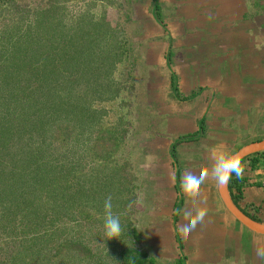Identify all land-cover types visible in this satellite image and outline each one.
<instances>
[{
	"label": "crops",
	"instance_id": "0c3cea01",
	"mask_svg": "<svg viewBox=\"0 0 264 264\" xmlns=\"http://www.w3.org/2000/svg\"><path fill=\"white\" fill-rule=\"evenodd\" d=\"M119 2L142 84L134 117L140 166L134 175L141 191L152 193L140 207L150 200L156 255L183 264H262L256 249L264 247V236L227 210L210 174V157L264 140V0ZM252 156L241 160V191L236 186L228 193L238 210L264 225V155L256 166ZM201 166L209 176L195 199L207 215L185 236L180 226L189 204L180 177L199 173Z\"/></svg>",
	"mask_w": 264,
	"mask_h": 264
},
{
	"label": "rangeland",
	"instance_id": "374dc122",
	"mask_svg": "<svg viewBox=\"0 0 264 264\" xmlns=\"http://www.w3.org/2000/svg\"><path fill=\"white\" fill-rule=\"evenodd\" d=\"M118 2L119 0H0V70L1 66L11 60L14 50L15 53L20 50L15 56L22 58L25 63L34 61L36 64L33 67H36L42 64L36 52V44L56 46L60 43L64 47L82 44L84 41H80L84 39L86 30H89L84 24L89 20L104 19L124 31V38L127 40L128 54L124 57L113 58V53L108 58L105 57L104 53L113 52L119 38H112L109 45L104 43L106 37L102 53L96 47V51L85 55L88 66L76 71L72 68L79 69V64H71V71L66 73L72 80L70 84L74 95H80V74L84 73V84L87 83L88 75L92 79L96 76L95 84L85 98L84 107L75 110L72 108L69 116V113L66 115L64 112L66 108L62 107L60 101L59 111L53 113V120L56 119L57 123L50 127L52 115L48 106L43 105L48 111L39 117L44 121L41 126L44 131L39 139L51 144L49 130H52L56 134V140L55 145L51 146L53 150L44 154L51 169L49 184L47 181L39 187L42 209L40 224L45 227L40 231L38 239V244L43 249L39 256L53 252L49 255L52 256L50 260H45L44 257L39 259L41 264H126L125 256L130 251L132 256L141 252L154 258L159 264L174 262L169 257L156 255L160 250L152 246V241L150 243L149 233L153 229V225L150 226L153 218L149 216L147 204L150 200L142 203L144 207H140L142 200H147L152 195L149 188L141 191L134 175L140 166V139H134L139 134V129L134 128L136 123L138 125L134 117L138 115V104L143 97L142 84L138 78L139 69L134 63L133 34L123 25L120 11L123 3ZM75 31L76 36L70 38ZM56 57L61 74L59 96L64 99L62 75L65 66H61V51H56ZM36 72L35 68L24 71L29 76ZM142 112V115L148 114L147 111ZM65 128L70 131L67 137ZM151 130L155 131L156 128ZM25 139L30 138L26 136ZM50 151H53V156ZM109 195L112 197V212L120 218L122 232L119 240L107 241L104 236V202ZM51 219L53 222H50ZM132 228L138 231L137 237L131 234ZM6 245L3 243V247ZM48 249L53 251L49 252ZM26 264H32L30 257Z\"/></svg>",
	"mask_w": 264,
	"mask_h": 264
},
{
	"label": "trees",
	"instance_id": "16d2710c",
	"mask_svg": "<svg viewBox=\"0 0 264 264\" xmlns=\"http://www.w3.org/2000/svg\"><path fill=\"white\" fill-rule=\"evenodd\" d=\"M84 26L89 29L86 30L84 39L80 41L84 42L77 44L75 47H68V45L64 47L60 43L56 46L54 44H36V52L40 60H42L41 66L33 67L36 64L34 61L25 63L22 58L19 59L18 56H15L17 53H20V50L17 53L14 50L11 60L1 66L0 264H26L28 257H30L32 264H41L39 259L44 257L45 260L46 258L50 260L52 257L49 255L53 253V249H48L52 253L39 256L43 249L39 246L38 239L40 231L45 228L40 224L42 209L39 201L41 200L39 198V187L47 181L49 184V177L51 178V173L49 172L51 169L48 163H46L44 154L48 153L49 150H53L51 146L52 144L55 145L56 134L54 135V132L49 130L51 144L43 139H39L44 131L41 127L44 121L39 119L40 114L48 111L49 108L52 115L50 127H52V125L57 123L56 119L53 120V113L56 114L59 111L58 106L60 101L62 107L66 108L64 112L66 115L69 113V116H71L70 110L72 108L75 110L78 107H84L85 98L88 96L90 88L95 84L94 80L96 81V76H93L92 79V76L88 75L87 83L84 84L82 82L84 73L80 74L79 80L82 85L80 87V95H74L72 94L73 86L70 84L72 80L67 76L66 72L69 73L71 71V64L75 65L74 62L79 64V69L72 68L76 71H80L85 66H88V61H85V55L88 52L91 51L92 53V51H96L95 48L97 47V51L102 53V46L105 42L109 44L110 41L112 42V38L119 37L116 42L117 45L113 48V52L104 53L106 54L105 57L108 58L112 53L113 58L124 57L128 54L124 31L105 22L104 19L101 21L89 20ZM82 29L80 28V30ZM76 34L77 31L70 38H73ZM82 34L84 35L83 32ZM106 37L107 41H104ZM56 51H61V66H65L63 68L64 74L62 75L64 79L62 84L65 87L63 93L64 99H62V96L61 98L59 96V75L61 74H59L58 70ZM37 60L39 59L37 58ZM34 68L37 70L35 75L29 76L24 73V71L33 70ZM69 101L71 102L69 103ZM41 105L48 106L47 110L44 109L45 106L40 107ZM66 128L67 137L70 135V131L68 132ZM26 136H29L30 139H25ZM50 153L53 156V151H50ZM263 155L264 152L254 154L251 157L252 165L256 166L259 164V157ZM240 180L242 179H238V181ZM243 185V180L240 184L235 183L233 174L228 188L231 192L237 186L240 192ZM238 197L240 195H232L233 200H236ZM131 234L134 237L138 236L136 228L131 229ZM3 243L7 244L6 247H3ZM129 253L125 256L126 264H159L154 258H149L141 252L136 253L134 256L131 255V251ZM169 264H183V261H175Z\"/></svg>",
	"mask_w": 264,
	"mask_h": 264
},
{
	"label": "clouds",
	"instance_id": "9594fccd",
	"mask_svg": "<svg viewBox=\"0 0 264 264\" xmlns=\"http://www.w3.org/2000/svg\"><path fill=\"white\" fill-rule=\"evenodd\" d=\"M211 177L220 186L226 185L232 178L233 174L239 179L243 177L244 168L241 158L238 154L212 153L210 157ZM209 176V169L201 166L199 173L186 171L180 177V191L189 206L184 209L183 218L186 223L180 226V231L187 236L194 231L198 224H202L207 215V209L198 206L196 197L199 193L200 186ZM104 223L103 231L107 241L118 239L122 232L120 218L112 212V197L107 196L104 202ZM256 256L264 264V247L256 249Z\"/></svg>",
	"mask_w": 264,
	"mask_h": 264
},
{
	"label": "water",
	"instance_id": "95a60500",
	"mask_svg": "<svg viewBox=\"0 0 264 264\" xmlns=\"http://www.w3.org/2000/svg\"><path fill=\"white\" fill-rule=\"evenodd\" d=\"M259 152H264V140L251 143L235 154H238L241 160H243L244 158ZM219 193L227 210L235 217L237 221H239L250 231L264 236V225L248 218L234 205L228 193V183L224 186L219 185Z\"/></svg>",
	"mask_w": 264,
	"mask_h": 264
},
{
	"label": "built area",
	"instance_id": "2783aa9c",
	"mask_svg": "<svg viewBox=\"0 0 264 264\" xmlns=\"http://www.w3.org/2000/svg\"><path fill=\"white\" fill-rule=\"evenodd\" d=\"M263 190H264V182H263V186H262Z\"/></svg>",
	"mask_w": 264,
	"mask_h": 264
}]
</instances>
